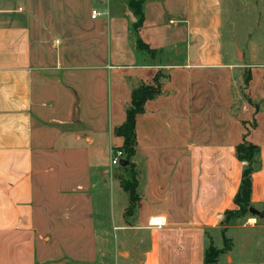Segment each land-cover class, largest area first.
Segmentation results:
<instances>
[{"label": "crops", "instance_id": "0c3cea01", "mask_svg": "<svg viewBox=\"0 0 264 264\" xmlns=\"http://www.w3.org/2000/svg\"><path fill=\"white\" fill-rule=\"evenodd\" d=\"M136 1L0 0V264H204L224 237L218 264H264V19L238 24L230 1L231 50L226 0ZM142 87L132 168L113 166ZM244 141L261 216L225 228Z\"/></svg>", "mask_w": 264, "mask_h": 264}, {"label": "trees", "instance_id": "16d2710c", "mask_svg": "<svg viewBox=\"0 0 264 264\" xmlns=\"http://www.w3.org/2000/svg\"><path fill=\"white\" fill-rule=\"evenodd\" d=\"M130 7L141 15L140 3L136 0H130ZM137 26V25H136ZM141 48H146L142 41H138ZM155 95V91L149 87H142L133 91L132 105L127 110V118L125 123L117 129V134L124 138V145L121 150L125 153V160L131 164L132 160L137 154V141L135 121L137 114L144 111V104L147 99ZM236 155L240 162H246L247 167L242 172L241 185L237 195L234 198V204L237 209L226 211L225 220L222 225L227 228L238 220L244 219L250 214L253 194V175L260 168V149L246 141L236 148ZM134 181H122L124 190L129 194L130 205L127 213L134 214L138 196L136 194V186ZM225 232V231H224ZM232 249V241L224 237V246L222 249L217 248L213 243L205 251L204 264H218L221 255L228 253Z\"/></svg>", "mask_w": 264, "mask_h": 264}, {"label": "rangeland", "instance_id": "374dc122", "mask_svg": "<svg viewBox=\"0 0 264 264\" xmlns=\"http://www.w3.org/2000/svg\"><path fill=\"white\" fill-rule=\"evenodd\" d=\"M232 1V10L235 12L237 17H239L238 24H257L258 14H260L261 19H264V0H226L225 2V12H226V24H225V44L226 49L231 48V41H232V25H231V3ZM98 9L105 10L106 8L104 6H101L100 3L97 4ZM251 26V25H250ZM251 27H245L244 25H241L239 29H237V33L239 32L240 35L237 37L239 45L241 48L244 47L245 39L248 34V30H250ZM249 34H253L252 31L249 32ZM233 48H231L232 50ZM242 57V55H241ZM131 164H129V168ZM132 168V167H131ZM134 173L131 174L130 177H128V181L132 182L134 181V186H136L138 183L134 178ZM116 186V183H115ZM128 202V196L127 193L124 191H121L120 194L118 193L115 200H114V207L115 212H119L122 207H126ZM110 207V206H109ZM254 208V207H253ZM111 225V230L113 229V224ZM229 237V236H227ZM222 242H217L216 247L221 249L223 248ZM122 260V259H121ZM111 264V263H110Z\"/></svg>", "mask_w": 264, "mask_h": 264}, {"label": "built area", "instance_id": "2783aa9c", "mask_svg": "<svg viewBox=\"0 0 264 264\" xmlns=\"http://www.w3.org/2000/svg\"><path fill=\"white\" fill-rule=\"evenodd\" d=\"M101 14L97 12L96 10L92 11V18L96 19L97 17H100ZM125 158V153L121 149L114 150L112 152V158L111 163L113 166H120L122 159Z\"/></svg>", "mask_w": 264, "mask_h": 264}, {"label": "water", "instance_id": "95a60500", "mask_svg": "<svg viewBox=\"0 0 264 264\" xmlns=\"http://www.w3.org/2000/svg\"><path fill=\"white\" fill-rule=\"evenodd\" d=\"M250 213L253 215L259 216V217L261 216V213L258 210H256L255 208H251Z\"/></svg>", "mask_w": 264, "mask_h": 264}]
</instances>
